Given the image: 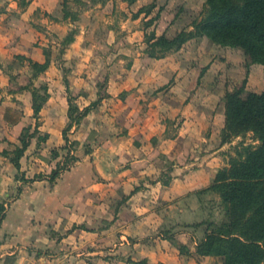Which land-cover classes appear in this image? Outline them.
Returning a JSON list of instances; mask_svg holds the SVG:
<instances>
[{
  "label": "rangeland",
  "instance_id": "1",
  "mask_svg": "<svg viewBox=\"0 0 264 264\" xmlns=\"http://www.w3.org/2000/svg\"><path fill=\"white\" fill-rule=\"evenodd\" d=\"M208 8L207 0H0V21L15 27L0 40L7 112L23 116L29 90L40 100L60 91L67 106L55 147L42 145L39 128L53 114L31 116L35 138L17 173L37 194L61 183L59 219L46 228L53 245L32 240L38 264H134L147 254L155 264H225L199 252L226 217L209 187L261 143L252 130L227 135L225 96L242 83L262 92L264 64L211 38ZM183 31L185 41L168 48L165 39ZM34 62L48 70L37 74ZM178 137L175 157L159 146ZM1 148L17 155L13 143ZM143 154L151 171L136 162Z\"/></svg>",
  "mask_w": 264,
  "mask_h": 264
},
{
  "label": "trees",
  "instance_id": "2",
  "mask_svg": "<svg viewBox=\"0 0 264 264\" xmlns=\"http://www.w3.org/2000/svg\"><path fill=\"white\" fill-rule=\"evenodd\" d=\"M209 8L203 30L214 40L242 49L250 62L264 64V0H207ZM185 31L173 39H165L171 48L185 41ZM37 74L48 62H34ZM33 93V109L37 116L47 97L38 99ZM227 135L252 130L261 143L247 145L244 157L218 172L209 187L216 191L226 208V217L214 224L198 244L202 254L225 256V264H264V90H247L245 83L226 94ZM35 132L24 128L21 146L11 156L17 167ZM56 169L51 179L58 177ZM4 207L0 206V211ZM2 214L0 212V223ZM134 264H150L146 259Z\"/></svg>",
  "mask_w": 264,
  "mask_h": 264
},
{
  "label": "crops",
  "instance_id": "3",
  "mask_svg": "<svg viewBox=\"0 0 264 264\" xmlns=\"http://www.w3.org/2000/svg\"><path fill=\"white\" fill-rule=\"evenodd\" d=\"M9 27L15 29L11 24L0 21V40H2V44L7 43L2 39V31ZM8 43L11 42L8 41ZM0 71H3L1 67ZM49 91L52 92L50 89ZM27 93H29L26 95L27 99L23 102V116L21 115L20 118L11 117L6 110L8 104L0 100V206L4 207L0 223V264H38L33 256L32 240L36 237L37 241H42L36 244L38 245L37 247L48 245V243L53 245L55 240L53 237L50 238L46 228L48 223L56 222L59 219L60 207L63 205V200L57 196L61 183H58L59 186L55 183V189L45 188L46 190L39 191L37 194V192L31 191L30 185L21 184V181L17 180V173L19 169L23 168L22 164L24 162L22 158L30 145L20 158V167H17L12 161L10 152L1 148L2 142L21 146V135L24 128L33 124L31 121V116L35 115L33 93L31 90L27 91ZM63 99L62 92L58 91L50 94L49 99L47 98L43 103L40 113L44 116L49 112L53 114L51 115L52 120L47 116L43 117V124L39 127L47 133V138L41 140L43 146L53 145L55 147L64 142L63 130L67 120L59 112V108H67L66 104L65 106L63 104ZM11 104L14 105L13 102ZM32 139L30 144L33 143ZM179 139L180 137L176 139L161 138L159 139V146L166 145L165 150L175 157L179 153V149L175 151L173 146ZM136 162L142 164L140 167L144 168V171H151L153 164L151 166L148 165L147 155H139ZM20 186H24V188L19 195L15 196L14 193L17 187ZM71 186L73 188V185ZM151 214L156 213L152 212ZM73 233H78V229L77 231L74 230ZM85 235L89 234L85 232ZM151 256L147 254L139 257V259L146 258L150 264H155L156 261L153 255Z\"/></svg>",
  "mask_w": 264,
  "mask_h": 264
}]
</instances>
